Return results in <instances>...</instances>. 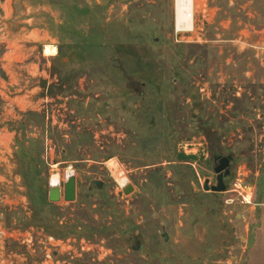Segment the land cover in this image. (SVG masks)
<instances>
[{
	"label": "rangeland",
	"instance_id": "374dc122",
	"mask_svg": "<svg viewBox=\"0 0 264 264\" xmlns=\"http://www.w3.org/2000/svg\"><path fill=\"white\" fill-rule=\"evenodd\" d=\"M0 139V264H264V0H0Z\"/></svg>",
	"mask_w": 264,
	"mask_h": 264
},
{
	"label": "water",
	"instance_id": "95a60500",
	"mask_svg": "<svg viewBox=\"0 0 264 264\" xmlns=\"http://www.w3.org/2000/svg\"><path fill=\"white\" fill-rule=\"evenodd\" d=\"M221 157L220 165L216 166L215 173L217 174V185L209 186V180L206 181L205 185V191H213L216 193H221L226 191V185H225V177H227L230 174V163L232 160V157ZM104 183L100 180H94L90 183V189H92L94 186L101 189L103 187ZM135 191V188L131 184H127L123 188V192L125 195H130ZM64 194V198L66 202H75L77 199V178L75 176L68 177L67 182L64 185V192L62 191V188L60 185L58 186H50L49 188V201L51 203H58L62 200V196ZM165 239L168 240V236L165 234ZM141 253H143V250L141 248Z\"/></svg>",
	"mask_w": 264,
	"mask_h": 264
},
{
	"label": "bare ground",
	"instance_id": "6f19581e",
	"mask_svg": "<svg viewBox=\"0 0 264 264\" xmlns=\"http://www.w3.org/2000/svg\"><path fill=\"white\" fill-rule=\"evenodd\" d=\"M44 53H45V55H48V56H53V55H56L57 54V48L55 47V46H46L45 47V50H44ZM1 140V139H0ZM5 142V141H4ZM5 145V144H4ZM8 147V146H7ZM4 155V154H3ZM1 160V159H0ZM58 177H59V175H58ZM57 181H58V178L56 179ZM57 181H55V182H57ZM59 184H57V183H54V185H51V186H53V187H55V186H58ZM247 198V197H246ZM249 198H247V200H248ZM249 201V200H248ZM247 201V202H248ZM6 235V234H5Z\"/></svg>",
	"mask_w": 264,
	"mask_h": 264
},
{
	"label": "crops",
	"instance_id": "0c3cea01",
	"mask_svg": "<svg viewBox=\"0 0 264 264\" xmlns=\"http://www.w3.org/2000/svg\"><path fill=\"white\" fill-rule=\"evenodd\" d=\"M248 203V202H247ZM263 206V208H264V202H263V204H262ZM261 223H260V226H262V228H263V230H264V227H263V223H264V212H263V215H262V217H261V221H260ZM261 228V227H260ZM262 228H261V231H262ZM260 231V229H258V231H257V237H259V233L261 232ZM262 236H264V232H262ZM250 249H251V247H250ZM250 249H249V252H250ZM256 250H258L257 249V247H256ZM258 252V251H257ZM255 253H256V251H255ZM257 254L258 253H256L255 255L257 256ZM262 254H264V252L263 253H260V255H262ZM250 259H252V258H250V255H249V262H248V264H250Z\"/></svg>",
	"mask_w": 264,
	"mask_h": 264
},
{
	"label": "flooded vegetation",
	"instance_id": "af4514ba",
	"mask_svg": "<svg viewBox=\"0 0 264 264\" xmlns=\"http://www.w3.org/2000/svg\"><path fill=\"white\" fill-rule=\"evenodd\" d=\"M220 154L216 155L215 157V163H216V166L220 165V161H221V157L219 156ZM222 156V155H221ZM224 157V156H223ZM232 161V160H231ZM231 164V163H230ZM230 169V167H229Z\"/></svg>",
	"mask_w": 264,
	"mask_h": 264
},
{
	"label": "built area",
	"instance_id": "2783aa9c",
	"mask_svg": "<svg viewBox=\"0 0 264 264\" xmlns=\"http://www.w3.org/2000/svg\"><path fill=\"white\" fill-rule=\"evenodd\" d=\"M125 187V186H124Z\"/></svg>",
	"mask_w": 264,
	"mask_h": 264
}]
</instances>
